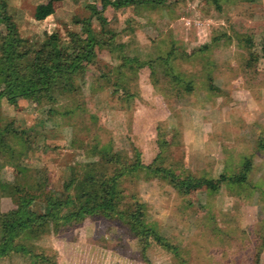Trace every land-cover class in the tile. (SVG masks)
Here are the masks:
<instances>
[{
	"label": "rangeland",
	"instance_id": "rangeland-1",
	"mask_svg": "<svg viewBox=\"0 0 264 264\" xmlns=\"http://www.w3.org/2000/svg\"><path fill=\"white\" fill-rule=\"evenodd\" d=\"M44 1L7 0L17 12L22 40L14 41L11 63L0 50V91L7 79L26 82L33 49L52 32L59 33L63 47L69 44L70 31L86 38L84 26L75 23L74 17L90 16V30L102 42L114 36L109 44L93 46L86 76L75 77L80 89L63 92L57 79L51 102H46L47 97L36 103L19 96L14 106L6 96L0 98V123L5 122L0 124V137L16 147L6 157L9 167L17 165L13 174L1 166L0 181L23 187L29 181L47 180L46 190L55 197L72 176L68 190L72 203L62 211L67 216L83 206L100 204L114 174L115 166L103 163L94 153L95 143L98 148L110 146L128 159L137 151L144 164L160 157L163 167L182 178L234 175L246 158L251 167L242 183L221 182L216 191L201 187L186 195L165 178H148L144 171L118 178V208L127 207L133 199L146 205V218L178 247L179 256L151 239L142 253L141 242L125 223L99 214L38 228L32 231L28 248L57 264H254L257 250L263 259L264 65L259 62V70L245 66L248 48L237 42L239 34L252 36L255 42L264 35V0H165L161 5L107 6L102 11L105 24L91 14L93 6L101 9L100 0H64L53 14L36 20L35 7ZM6 32L0 24V44ZM199 45L207 46L194 54L195 60L173 58ZM171 49L169 62L181 78L169 86V79L159 76L154 96L143 95L139 89L140 77L143 83L150 80L148 69L141 71L144 65L136 71L119 68L125 55L147 60L160 51L165 56ZM204 58L208 63L203 64ZM11 66L18 74L8 76ZM191 73L192 78L186 76ZM190 83L191 90L183 89ZM106 85L114 88L97 89ZM208 85L221 87L224 94ZM50 108L54 115L46 113ZM19 130L25 134H18ZM32 143L34 149L28 150ZM43 144L52 148L44 150ZM4 145L0 142L1 154L6 151ZM11 156H18V162L11 161ZM1 159L0 155V164ZM12 192L0 196V212L16 207ZM31 208L42 212L45 204L35 200ZM104 233L110 238L107 244ZM116 239L122 243L115 244ZM0 264H37V260L31 254L11 253L0 257Z\"/></svg>",
	"mask_w": 264,
	"mask_h": 264
},
{
	"label": "trees",
	"instance_id": "trees-1",
	"mask_svg": "<svg viewBox=\"0 0 264 264\" xmlns=\"http://www.w3.org/2000/svg\"><path fill=\"white\" fill-rule=\"evenodd\" d=\"M64 0H45L42 3L36 5L33 17L36 20H43L46 17L53 14L56 10L57 4ZM77 1V0H74ZM165 0H100L101 9H97L95 6L92 7L91 14L96 16L100 23L105 24L107 19L102 16V11L107 7L111 6L114 8H121L127 6H137L144 4H164ZM17 12L10 6L7 0H0V24H3L6 32V38L4 37L2 44H0V50L5 54V61L11 63L13 61V47L14 41H21L19 38L16 24ZM90 17V16H89ZM84 18L80 20L79 18H73L74 22H81L84 29L87 32L86 38L82 39L80 35L76 32H69V44L63 47L61 44L60 35L57 31L49 34L45 39L36 44L33 49V59L31 62V75L25 78V83L18 84L16 82L17 77L14 80L7 79V84L3 90L0 91V98L6 96L8 102L16 106V98L21 96L23 98L30 99L39 103L43 97H47L51 102L53 100L51 96V88L56 85L57 79H61L59 84L63 92L69 93L75 89H80L79 85L76 84V75H81V77L86 76L87 67L91 65L92 50L95 44H109L113 40V36L109 37L110 41L102 42L96 39L89 27L90 18ZM224 35V34H223ZM240 47L243 45L247 46L248 54L244 59V65L248 67H257L258 62L262 61L264 65V35L261 37L259 42L249 36H244V34L238 35V42ZM122 47L121 45H116ZM125 45H123L124 47ZM207 45H199L191 49V52L181 55L179 53L178 57L173 56V58L182 57L185 60H195L194 54L196 52H201L206 48ZM29 52V51H28ZM27 52L21 53L18 56L26 54ZM161 53V51H160ZM156 53L154 58H148L143 60L138 56H128L125 55L119 68L138 70L139 66H147L150 71V80L155 87L158 86L159 76L165 75L169 79V86L173 85V82L178 81L180 76H177L175 72V65L169 62L171 54H174L172 49L165 56ZM243 53H239L240 58L243 57ZM208 63L207 59L204 58L203 64ZM138 67V68H137ZM137 68V69H135ZM8 70H10L7 67ZM12 69V66H11ZM10 74H18L17 69H12L8 72ZM18 76V75H17ZM98 76V75H97ZM101 77V75H99ZM187 77H193V73L186 74ZM104 77V76H103ZM99 78V77H98ZM84 79V78H82ZM190 80V79H189ZM209 81V80H208ZM209 84V83H208ZM92 86V84H91ZM209 89L217 91L219 88L216 86L208 85ZM185 90H191L192 85L185 84L183 87ZM74 104V102H73ZM56 112L52 111L50 108L46 113L53 114ZM67 112V111H66ZM54 115V114H53ZM52 115V116H53ZM4 122V121H3ZM3 122L0 123L3 125ZM5 123V122H4ZM7 127V126H5ZM18 134L24 135V130L17 131ZM0 142L6 143L4 153L0 155L1 166L9 164V159L6 157L10 152L16 147L9 145L3 137H0ZM34 143L27 148L28 150L34 149ZM44 150L52 148L49 145H42ZM41 148V147H40ZM94 153H96L100 160L105 164H113L115 166L114 174L112 175L105 196L102 202L98 205L87 207L83 206L78 211L72 212L67 216L62 215V211L65 207L72 203V198L68 192L74 178L72 176L64 183V191L59 195L55 194L53 197L52 192L46 190L47 180L43 183H34L29 181L26 186H15L10 183H3L0 181V196L7 194L8 190H12L11 198L15 202L16 207L5 212H0V257H5L11 253L20 254H31L32 258L37 260V264H57L52 258L47 257L44 254H34L33 248L31 250L28 246L32 247L29 242V238L32 231L45 227L46 225L53 223L55 226L58 224H68L73 221V219L81 220L86 215L99 214L104 219L113 218V220L125 223L128 226L131 234L138 238L142 244L141 251L145 252L147 246L149 245V240L151 239L159 247L172 252L174 255L179 256L178 247L166 237L162 236L156 228V225L148 220L146 217L147 211L143 203L131 200L127 207L122 209L118 208L117 197L119 196L116 182L118 178L131 175L137 171H144V174L151 177H163L170 185H172L179 193L189 194L192 190L196 188L204 187L210 191H216L219 188L221 182L229 183H242L246 180L247 172L250 169V158H246L241 167V170L234 175L221 174L217 179L211 178H195L191 176H186L184 178L179 177L178 174L174 173L171 169H167L161 165L160 157H156L149 164H144L141 161L139 152L132 159H128L127 156L114 152L110 146H104L98 148L95 143L93 146ZM17 159V160H16ZM11 161L16 160L18 162V156L10 157ZM4 161V162H3ZM8 162V163H7ZM27 171V169H24ZM28 172V171H27ZM24 175V174H23ZM21 175V176H23ZM27 176V173L25 174ZM29 176H27L28 178ZM5 192V193H3ZM35 200H42L45 204V209L42 212H38L31 208ZM102 229V228H101ZM104 242L107 244L110 239L104 233ZM116 243H122L121 239H116ZM257 252L260 253V250ZM259 253L255 254L254 264H259Z\"/></svg>",
	"mask_w": 264,
	"mask_h": 264
},
{
	"label": "crops",
	"instance_id": "crops-1",
	"mask_svg": "<svg viewBox=\"0 0 264 264\" xmlns=\"http://www.w3.org/2000/svg\"><path fill=\"white\" fill-rule=\"evenodd\" d=\"M260 63H262V61H261V59H260V61H259ZM259 62H258V65H257V68H256V70H259L258 69V66H259ZM144 68H146V69H148V71H149V68L147 67V66H144L143 68H141V71L144 69ZM149 73H150V71H149ZM137 74H139V73H137ZM143 77H140L139 78V89H143L141 92H142V94L144 95V94H147L148 96H154V93H157L156 92V90L154 89V85H153V83L151 82V80H146V79H144L146 82L145 83H143L142 81H140V80H143L142 79ZM144 78H147V76H144ZM124 82L123 83H120V86H121V88L122 89H124ZM255 87V89H260L259 88V86L258 85H255L254 86ZM94 88V83H92V86H91V89H93ZM114 88V86L112 85H110V86H108V85H106V86H104L103 88H97V89H113ZM156 88V87H155ZM126 89V88H125ZM152 90L153 91V94H152V91H150V90ZM219 94H220V96H222L224 93H223V91H222V89H221V87L218 89V91H217ZM218 99V98H217ZM155 100H156V98H155ZM156 102V101H155ZM229 102H231V101H229ZM212 103V102H211ZM210 103V104H211ZM231 104H232V102H231ZM227 106V105H226ZM230 106V105H229ZM229 106H227V107H229ZM226 107V108H227ZM230 119H232V118H230ZM230 124L232 125V121H230ZM246 125V124H245ZM183 133H185L184 131H183ZM183 139H184V136L182 137ZM185 140V139H184ZM203 152V151H202ZM11 165V164H10ZM15 166H17V165H11L10 167H9V164H7V165H5V166H3L1 169L2 170H7V171H9L11 174H13V170H15L16 168H15ZM10 168H11V170H10ZM0 172H2L1 170H0ZM16 174H17V171H16ZM36 175V174H35ZM11 176V175H10ZM12 177V176H11ZM264 251V250H263ZM263 254V253H262ZM263 256V255H262ZM121 263H124L125 261H120ZM260 262L262 263V264H264V257H263V259H262V257L260 256Z\"/></svg>",
	"mask_w": 264,
	"mask_h": 264
}]
</instances>
